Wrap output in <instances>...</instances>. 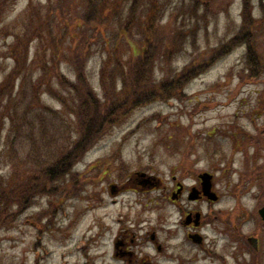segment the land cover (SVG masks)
<instances>
[{"label":"rangeland","instance_id":"obj_1","mask_svg":"<svg viewBox=\"0 0 264 264\" xmlns=\"http://www.w3.org/2000/svg\"><path fill=\"white\" fill-rule=\"evenodd\" d=\"M71 1L78 0H69ZM37 2L43 4L42 0ZM26 4L27 0H17L12 4V10L6 16L7 21L20 15ZM252 4V18H262L257 3L253 1ZM153 5L156 6L155 11H152ZM127 6L128 4L124 7V17ZM240 13V0H142L136 27L132 28L130 36L124 32L123 39L119 27L114 26L108 39H112L113 32V40L118 41L121 49L127 53L131 44L139 42L144 34L147 18L154 15L155 39L162 50L167 48L166 45L173 36L178 45V53H174L170 65L163 61V57V60H158L157 76L160 77L169 69L177 71L194 61L201 63L209 60L212 50L237 32ZM77 14H81L80 10ZM61 19L63 22L59 24L65 38L78 40L83 37L84 28L74 24L75 18ZM205 22L208 23L206 30ZM255 34L256 50L264 61V26H257ZM86 36L91 37V33L88 32ZM8 41L9 39L5 40L0 35V80L11 68V61L5 58V45ZM102 43L103 40L99 39L98 45L92 48V56L86 66L95 89L102 60ZM243 58L244 49L238 48L215 62L182 91L189 98L187 100L156 103L135 110L125 122L110 127L101 141L74 168L78 174H84L87 179L92 180H118L146 173L157 177L168 188H171L173 178L184 180L190 185L200 173L207 172L214 176V190L219 201L213 206L200 204L197 209L206 218L201 231L205 239L203 248L223 257V262L217 258H207L200 249H194L185 243L184 230L179 228V213L172 206L166 205L162 213L168 226H173V230L178 228L177 238L173 243L180 248L176 250L174 260L161 264H178L179 259L188 261L191 258L194 262L188 264H248L253 254L256 255L258 264H264V223L257 216L258 209L264 207V185L263 189L259 187V183L250 187L251 180L246 176L252 167L260 168L264 164V155L259 153L262 143L256 151L251 139L264 126V74L255 80H241L240 76L246 74L243 70ZM61 68L73 81V73L64 65ZM43 100L59 109L57 104L46 97ZM154 116L163 119L159 122L154 118L150 122L148 119ZM145 120L148 122L145 123ZM168 124L189 128L190 134L198 137L194 141L196 147L190 149L192 152L188 158L173 151L167 152L164 145H160L159 140L163 136H175V133L168 134ZM180 134H183L182 130ZM114 151L120 157L109 164L104 162ZM90 166L93 167L89 168ZM257 174L264 182V173L257 171ZM62 189L64 186L60 181L54 189L53 197L37 199L20 216L14 227L0 231V264H38V261L39 264H84V256L76 253L74 247L65 240L64 230L87 204L77 198L66 201ZM89 190L91 187L85 191ZM159 195L160 192L148 194L152 199ZM104 199L106 213L115 216L117 207L111 205L112 198L106 194ZM52 202L57 204V209L51 223L47 218L38 221L36 216L47 210ZM155 217L156 214L151 211L152 224ZM81 218L77 222L74 240L81 238L82 232L95 219V214L89 213L87 218ZM41 225H53L56 230L39 234V230H47L39 228ZM57 230L61 233H56ZM249 238L257 240V251L248 245ZM194 254L197 256L192 257ZM87 256L93 259L95 249H89Z\"/></svg>","mask_w":264,"mask_h":264},{"label":"trees","instance_id":"obj_2","mask_svg":"<svg viewBox=\"0 0 264 264\" xmlns=\"http://www.w3.org/2000/svg\"><path fill=\"white\" fill-rule=\"evenodd\" d=\"M16 1H0V35L9 39L5 58L11 61L10 70L0 80V231L14 227L37 199L53 197L60 181L66 195L76 192L83 185L81 180H92L74 168L110 127L125 122L137 109L189 99L182 93L189 82L231 52L244 49L246 74L240 76L241 80H255L264 74V61L255 45L256 27L264 26V0H240L237 32L212 50L209 60L194 61L177 71L169 69L160 77L157 76L158 60L163 57L170 65L174 53H178V45L173 36L162 50L155 39L154 15L147 18L144 34L139 42L131 44L127 53L113 40V32L112 39H108L114 26L119 27L123 39L125 33L130 36L136 27L142 0H42L43 4L27 0L25 10L7 21L6 16ZM253 1L262 18H252ZM152 8L155 11L156 6ZM61 18H75L74 24L84 28L83 37L65 38L59 24L63 22ZM207 26L205 22V30ZM88 32L91 37L86 36ZM99 39L103 40L102 60L95 89L86 66ZM61 65L73 73V81L62 72ZM43 97L59 109L46 104ZM154 118L159 122L163 119L154 116L148 120L151 122ZM168 125V134L175 133V136H163L160 145L167 152L188 158L198 137L190 134L189 128ZM261 133L264 134V126L251 139L256 151L262 143L259 153L264 155ZM117 154V151L110 153L104 162L109 164L120 157ZM249 171L246 175L251 180L249 186L259 183L263 189V178L257 171L263 174L264 164ZM56 209L57 204L50 203L47 210L36 216L37 220L47 218L51 223ZM248 264H258L255 254Z\"/></svg>","mask_w":264,"mask_h":264},{"label":"flooded vegetation","instance_id":"obj_3","mask_svg":"<svg viewBox=\"0 0 264 264\" xmlns=\"http://www.w3.org/2000/svg\"><path fill=\"white\" fill-rule=\"evenodd\" d=\"M144 179L146 178L134 176L118 180H81L83 185L76 192L66 194V201L77 198L87 204L64 230L65 240L74 247L76 253L84 256V264H161L174 260L176 250L180 248L173 243L177 238L178 228L173 230V226L166 224V217L162 213L166 205L172 206L179 213V228L184 230L185 243L194 249H200L205 257L213 259L216 255L203 248L205 239L201 231L206 218L198 211L197 206L203 203L213 206L219 201L214 190V180L211 181L210 190L217 195L216 202H211L204 196L201 180L187 185L184 180L173 178L172 186L168 188L159 179ZM89 187L91 190L86 192ZM152 192H160L159 197H149L148 194ZM106 194L112 198L111 205L117 207L115 216L106 213ZM151 211L156 214L153 224ZM89 213H94L95 219L82 232L81 238L74 240L79 217L85 219ZM196 215H199L197 221ZM52 226L41 225L39 228L47 230H39V234L55 232V226ZM56 233L61 232L57 230ZM195 235L202 238L200 242L192 239ZM253 245L258 250L257 242ZM91 248L95 249L93 259L87 256ZM195 256L197 255L192 257ZM219 259L223 262V257ZM178 261V264H188L193 263L194 259Z\"/></svg>","mask_w":264,"mask_h":264},{"label":"water","instance_id":"obj_4","mask_svg":"<svg viewBox=\"0 0 264 264\" xmlns=\"http://www.w3.org/2000/svg\"><path fill=\"white\" fill-rule=\"evenodd\" d=\"M137 176L139 178H146L144 180H155L153 177L147 176L146 174H137ZM198 179L201 180V182H202L201 186H202V189H203L204 196L207 197L208 200L211 201V202L217 201V197L210 190L211 189V181L213 179L212 175L209 174V173L204 172V173H201V174L198 175ZM257 215L260 218V220L262 222H264V207H261V208L258 209ZM195 218H196V221H197V219L199 218V215H196ZM192 239L195 242H200V240H201V238L198 237V236H193ZM248 242H250L251 244H254V243H256V240L253 239V238H249Z\"/></svg>","mask_w":264,"mask_h":264}]
</instances>
